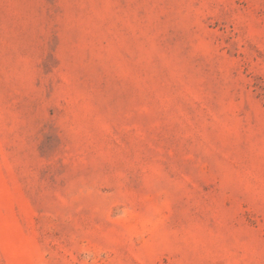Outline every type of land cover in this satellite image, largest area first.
Instances as JSON below:
<instances>
[{"label":"rangeland","instance_id":"obj_1","mask_svg":"<svg viewBox=\"0 0 264 264\" xmlns=\"http://www.w3.org/2000/svg\"><path fill=\"white\" fill-rule=\"evenodd\" d=\"M0 264H264V0H0Z\"/></svg>","mask_w":264,"mask_h":264}]
</instances>
